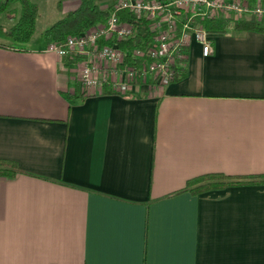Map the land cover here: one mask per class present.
<instances>
[{"label":"crops","instance_id":"obj_1","mask_svg":"<svg viewBox=\"0 0 264 264\" xmlns=\"http://www.w3.org/2000/svg\"><path fill=\"white\" fill-rule=\"evenodd\" d=\"M6 17L0 159L22 172L0 177V264H264V184L178 193L264 175V33L212 30L182 80L82 96L80 63Z\"/></svg>","mask_w":264,"mask_h":264},{"label":"built area","instance_id":"obj_2","mask_svg":"<svg viewBox=\"0 0 264 264\" xmlns=\"http://www.w3.org/2000/svg\"><path fill=\"white\" fill-rule=\"evenodd\" d=\"M109 6L112 9L104 24L45 48L80 63L82 96L103 94L105 89L128 95L140 86H166L187 68L193 43L200 46L203 56L213 52V32L205 22L264 21L262 0H110ZM122 11L132 20L148 21L154 32L149 44L119 48L117 42L128 40L134 33L131 22L121 21L118 14ZM102 39L113 44L102 43Z\"/></svg>","mask_w":264,"mask_h":264},{"label":"trees","instance_id":"obj_3","mask_svg":"<svg viewBox=\"0 0 264 264\" xmlns=\"http://www.w3.org/2000/svg\"><path fill=\"white\" fill-rule=\"evenodd\" d=\"M262 1L264 2V0ZM10 2L18 3V9H9ZM57 6L60 7L59 2ZM111 9L112 6L101 8L97 0H79L75 9L68 11L64 16L46 27L41 33V38L46 45H49L64 42L68 37L81 35L96 25L104 24ZM3 12H6L8 18L14 21V24L7 30V36L15 43L30 42L36 30V20L39 15L38 6L31 0H0V13ZM118 15L121 21L131 22L134 29L133 35L128 40L117 42L119 48L126 50L133 47H144L152 41L154 32L149 28L147 20H132L124 11L119 12ZM230 25L236 33L246 31L264 33V21L242 19L234 22L229 20H209L205 22V27L211 31L222 30ZM101 42L113 44L112 41L103 39ZM186 73L187 68L182 69L175 78H171V82L182 80ZM104 93L114 94L109 89H105ZM20 172L22 171L15 162L0 159V177H13ZM239 183L264 184V175L252 176L248 180L240 178L239 181H232L230 177L221 174H208L188 180L184 189L178 193L189 191L192 194H199L211 189Z\"/></svg>","mask_w":264,"mask_h":264},{"label":"rangeland","instance_id":"obj_4","mask_svg":"<svg viewBox=\"0 0 264 264\" xmlns=\"http://www.w3.org/2000/svg\"><path fill=\"white\" fill-rule=\"evenodd\" d=\"M34 2L39 9V19L36 24V30H35V38L39 36V34L49 25H51L54 21L58 19L57 16V1L58 0H31ZM11 7L18 6V3L10 2L9 4ZM7 13L3 12L0 13V34L3 33L4 28L3 25L7 22Z\"/></svg>","mask_w":264,"mask_h":264}]
</instances>
